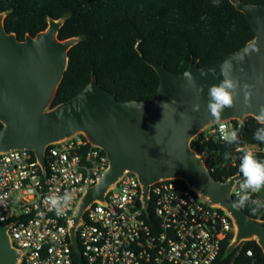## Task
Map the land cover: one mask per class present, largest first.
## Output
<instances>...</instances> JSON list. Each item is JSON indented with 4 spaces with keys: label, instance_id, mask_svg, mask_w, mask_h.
Wrapping results in <instances>:
<instances>
[{
    "label": "water",
    "instance_id": "obj_1",
    "mask_svg": "<svg viewBox=\"0 0 264 264\" xmlns=\"http://www.w3.org/2000/svg\"><path fill=\"white\" fill-rule=\"evenodd\" d=\"M231 1L251 21L255 38L219 64L201 67L194 58L188 69L174 72L158 61L147 60L161 77L153 99L121 102L94 75L92 83L54 109L51 106L76 40H60L63 22L52 20L46 32L21 41L17 34L7 31L6 16L0 14V122L4 125L0 130V152L30 149L45 162L49 144L83 133L107 152L110 167L100 182L89 188L77 221L88 205L104 200L108 188L129 170L140 177L146 193L150 184L162 179L186 181L212 204L228 210L238 225V242L257 237L264 249V221L233 207L231 190L239 176L230 181L218 180L204 164V157L191 148L192 140L207 125L256 117L264 106V5ZM222 65L239 80L240 88L233 107L215 120L207 112L208 87L223 79ZM184 73H190L194 83ZM246 92L251 94L247 102ZM164 102L168 104L162 108ZM197 103L200 110L193 111ZM18 259L7 227L0 224V264H17Z\"/></svg>",
    "mask_w": 264,
    "mask_h": 264
},
{
    "label": "built area",
    "instance_id": "obj_2",
    "mask_svg": "<svg viewBox=\"0 0 264 264\" xmlns=\"http://www.w3.org/2000/svg\"><path fill=\"white\" fill-rule=\"evenodd\" d=\"M242 123H214L208 137L224 142L220 124L239 133ZM240 141L237 152L246 148L264 154V147ZM44 159L30 149L0 152V224L19 252L17 264H214L225 242L237 247L246 241H237L238 225L227 209L188 183L183 187L182 179L156 181L146 193L140 177L129 170L77 221L89 188L110 167L107 152L77 133L49 144ZM206 167L216 171L209 160ZM236 176L235 200L243 179ZM65 191L73 192L74 199L57 216L48 210L47 197Z\"/></svg>",
    "mask_w": 264,
    "mask_h": 264
},
{
    "label": "trees",
    "instance_id": "obj_3",
    "mask_svg": "<svg viewBox=\"0 0 264 264\" xmlns=\"http://www.w3.org/2000/svg\"><path fill=\"white\" fill-rule=\"evenodd\" d=\"M242 1L264 5V0ZM0 14L6 16L7 31L21 41L46 32L52 20L63 22L60 40H76L51 109L73 99L94 75L121 102L151 100L161 77L147 60L174 72L188 69L194 58L201 67L213 66L255 38L251 21L231 0H220L218 7L213 0H0ZM3 127L0 122V130ZM260 127L264 125L255 116L245 117L239 130L241 145L264 147L253 139ZM191 148L208 156L218 180L241 176L242 152L236 151V143L229 145L202 132ZM226 151L231 153L228 160ZM257 158L264 159V154ZM179 182L188 187L186 181ZM251 209L250 204L243 208L251 218L264 221V211L253 214ZM214 264H264V249L256 240L237 247L225 242Z\"/></svg>",
    "mask_w": 264,
    "mask_h": 264
},
{
    "label": "clouds",
    "instance_id": "obj_4",
    "mask_svg": "<svg viewBox=\"0 0 264 264\" xmlns=\"http://www.w3.org/2000/svg\"><path fill=\"white\" fill-rule=\"evenodd\" d=\"M219 2L220 0H213V5L218 7ZM253 50L259 51L255 47H253ZM184 75L190 83H194V78L191 77L190 73H184ZM201 75L205 74L202 73ZM220 75L223 77L220 83L208 87L207 112L215 120H220L221 114L225 109L233 107L237 90L240 88L239 80L226 72L223 65L220 69ZM244 87L247 88L249 86L245 85ZM199 91L202 92L203 88L201 87ZM250 95L249 92L245 93L246 102ZM166 104L168 103H162L161 107L163 108ZM199 110L200 105L197 103L193 106V111ZM256 120L258 123L264 125V106L256 114ZM219 133L222 140L229 145L239 141L238 131L224 124H220ZM253 139L264 143V127H260L255 131ZM240 151L242 155L240 157L239 172L243 179L239 184V190L236 193L237 199L233 203V207L240 210L250 204L252 206V213L255 214L259 211H264V199H253L250 195V193L257 194L264 190V159L257 158L252 151L246 148L240 149ZM223 155L225 160L231 157V153L227 151ZM73 199L74 194L71 191H65L62 195H50L47 197L48 210L53 211L57 216H62L70 207Z\"/></svg>",
    "mask_w": 264,
    "mask_h": 264
},
{
    "label": "rangeland",
    "instance_id": "obj_5",
    "mask_svg": "<svg viewBox=\"0 0 264 264\" xmlns=\"http://www.w3.org/2000/svg\"><path fill=\"white\" fill-rule=\"evenodd\" d=\"M240 121H243V120H240ZM212 128H213V125H207L204 129H203V131L202 132H204V133H206V134H210V131L212 130ZM200 157H204V164L206 165V163L208 162V160H209V158H208V156L206 155V154H203V155H199ZM257 194H259L262 198H264V190H262L260 193H257ZM248 239H250V240H256V241H258V239H257V237H249ZM247 241V240H246Z\"/></svg>",
    "mask_w": 264,
    "mask_h": 264
},
{
    "label": "bare ground",
    "instance_id": "obj_6",
    "mask_svg": "<svg viewBox=\"0 0 264 264\" xmlns=\"http://www.w3.org/2000/svg\"><path fill=\"white\" fill-rule=\"evenodd\" d=\"M195 189V188H194Z\"/></svg>",
    "mask_w": 264,
    "mask_h": 264
}]
</instances>
